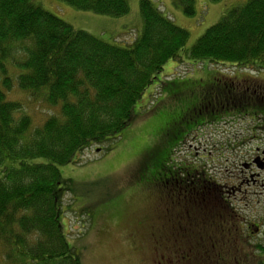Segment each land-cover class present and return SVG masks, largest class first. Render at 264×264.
I'll use <instances>...</instances> for the list:
<instances>
[{
    "label": "trees",
    "instance_id": "16d2710c",
    "mask_svg": "<svg viewBox=\"0 0 264 264\" xmlns=\"http://www.w3.org/2000/svg\"><path fill=\"white\" fill-rule=\"evenodd\" d=\"M60 1L115 18L130 12V0ZM173 2L187 15L196 14L195 0ZM139 11L142 33L132 46L122 48L75 29L34 0H0V264H82L62 222L65 188L59 167L75 163L93 146L115 141L135 121L136 105L169 61L264 73V0H246L231 8L190 49L189 32L151 0H140ZM210 72L202 99L186 115L192 126L167 133L172 149L150 199L164 207L162 246L175 245L177 189L193 191L195 235L204 237L209 249L211 244H226L224 251L235 254L241 247L239 258L249 263L259 256L247 251L246 236L237 242L230 227L226 238L210 229V220L214 224L222 218L230 224L235 219L218 179L206 168L175 161L190 136L230 117L251 116L264 131V80ZM15 76L19 90L34 102L58 109V114L35 128L33 119L22 114L23 103L7 98L15 89ZM183 133L185 139H178ZM7 161L15 166H7ZM187 170L193 172L194 183L190 177L172 182L174 172L184 177ZM187 227L181 220L182 243L194 240Z\"/></svg>",
    "mask_w": 264,
    "mask_h": 264
},
{
    "label": "rangeland",
    "instance_id": "374dc122",
    "mask_svg": "<svg viewBox=\"0 0 264 264\" xmlns=\"http://www.w3.org/2000/svg\"><path fill=\"white\" fill-rule=\"evenodd\" d=\"M34 1L75 29L122 48L132 46L143 30L140 0H130L129 14L119 18L79 10L60 0ZM151 1L189 32L186 49H190L228 10L246 0H195L196 14L192 16L173 0ZM184 61H169L164 66L136 105L135 121L115 141L93 146L79 154L75 163L59 167L65 188L62 222L67 241L81 256L82 264L184 263L178 252L170 254L160 247L166 243L161 237L164 207L150 199L158 191L159 175L166 170L163 162L172 149L167 133L192 126L186 115L202 99L210 71L264 80V73L232 65L209 68L205 62ZM7 95L9 101L23 103L22 114L33 119L35 128L58 114V109L34 102L19 90L16 76L15 89ZM257 123L251 116L230 117L190 136L175 155V161L185 167L206 168L220 184L227 182L229 187L241 189L233 206L242 213L244 223L262 225L258 235L246 238L247 251L259 256L247 264L264 260V250L258 247L264 248V159L257 158L264 152V131L256 128ZM181 135L178 139L184 140L186 133ZM101 148L104 150L99 151ZM6 164L15 166L11 161ZM228 193L233 198L232 190ZM198 243L204 250L207 243L199 239ZM167 246L172 244L167 242Z\"/></svg>",
    "mask_w": 264,
    "mask_h": 264
},
{
    "label": "flooded vegetation",
    "instance_id": "af4514ba",
    "mask_svg": "<svg viewBox=\"0 0 264 264\" xmlns=\"http://www.w3.org/2000/svg\"><path fill=\"white\" fill-rule=\"evenodd\" d=\"M257 158H258V160L260 158L264 159V152L261 154V156H259ZM192 173H193L192 171L187 170L184 177H182L183 175L179 174L178 172H174L172 182L174 184L183 183L184 181L187 180V178L190 177V181L194 183L196 180L195 181L193 180L194 174H192ZM258 177H259V175H258ZM187 181H189V180H187ZM257 182L258 181L256 180L255 184ZM225 183H227V182H224V184H220L218 189L221 191L225 201H227L229 203L235 219H233V222L228 224L226 220H225V222H222V218H219L216 215V217L219 218L220 221L215 220L214 221L215 223L213 224L212 220H210L211 221L210 229L214 228L215 233H219L224 238H226V236L228 235V228L230 227V232H231V234H233V236L237 242L242 241L244 239V236H246L249 240L252 236L261 232V226L262 225H260L259 223H253V222H249V221H246V223H244V217L242 216V213H240V211L237 210L233 206V202H232L234 200L237 203V200H238V197H237L238 194L237 193H240L241 189L239 188L237 190V188L229 187ZM192 188H195V187L193 186ZM230 190H232L231 194L234 195L233 198L231 196H229L228 192ZM192 192L185 194L182 191H180V189H177L175 196L178 200L177 201L178 207L175 208L176 217L174 218V221L176 223L175 224L176 225V231H177V237H176V241L174 243L175 245H172L171 247H167V246L164 247V246L160 245V247L170 254H175L178 252L179 255L182 256V258H183L182 259L184 261L183 264H247V262H245L243 258H239V257H243L241 254H239V252H240L239 249L241 247H239V249L237 250V253H235V254L227 253L226 251H224L223 248L226 244H222L221 247H219V248H216L217 245L211 244V249H209L207 247V245H208L207 240L204 237L200 240L195 235L196 231L193 228L195 212L193 211V208H192L193 197L195 195ZM197 196H200V195H197ZM180 206L183 208L182 211H180ZM181 220L186 221V223L188 225L186 230L188 231V233L190 235V239H194V240H191L190 242L188 241L187 243L180 242V235L178 234V231H179V224H180ZM232 226H234V228ZM191 229H193V231H191ZM198 239L202 243H207V245L204 246V250L199 249L200 244L198 243ZM205 257H207V258L213 257L214 259L212 261L200 259V258H205ZM233 257L235 258V260L233 259ZM194 261H195V263H194ZM255 264H257V263H255Z\"/></svg>",
    "mask_w": 264,
    "mask_h": 264
}]
</instances>
